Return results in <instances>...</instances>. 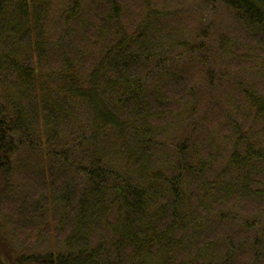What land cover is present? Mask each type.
Instances as JSON below:
<instances>
[{
    "label": "trees",
    "instance_id": "obj_1",
    "mask_svg": "<svg viewBox=\"0 0 264 264\" xmlns=\"http://www.w3.org/2000/svg\"><path fill=\"white\" fill-rule=\"evenodd\" d=\"M90 2L103 1L68 0L52 35L53 0H0V181L21 159L58 166L69 227L67 247L43 253L0 238V264H264V93L241 82V108L222 102L234 75L203 15L229 9L264 38V0H201L196 33L180 39L163 27L179 11L147 4L132 23L105 0L85 66L74 34ZM218 118L231 128L222 147Z\"/></svg>",
    "mask_w": 264,
    "mask_h": 264
},
{
    "label": "rangeland",
    "instance_id": "obj_2",
    "mask_svg": "<svg viewBox=\"0 0 264 264\" xmlns=\"http://www.w3.org/2000/svg\"><path fill=\"white\" fill-rule=\"evenodd\" d=\"M119 1L125 6L127 20L132 23L142 17L147 4L159 11H179L180 13L174 14V18L163 25L164 29L179 39L196 33L203 9L201 0ZM53 2L54 23L50 22L49 31L55 35L56 17L67 6L68 0ZM103 2L86 4V10L82 14L84 25L74 34L79 48L87 50L88 60L85 66L92 65L96 60L99 40L96 46L97 36L94 35L93 26L107 16V3ZM203 15L206 17L205 27L210 26L213 31L216 53L219 48L221 49L216 60L225 72L234 75L231 81L237 86L234 90L231 82L230 86L226 87L222 102L229 108H232L231 104L241 108L242 95L239 89L244 87H240L241 82L249 90L255 88L260 94L264 93V38L259 32L249 30L229 9L220 7L216 11L206 10ZM85 26H91V30L83 37ZM160 41L167 43L169 38L165 35ZM51 65L53 68L57 66L54 63ZM198 71L194 65L186 66L185 79L193 84L197 83L200 77ZM238 121L243 128L244 125H250L251 118L248 119L243 112V115H238ZM213 125L216 131L214 144L222 147L231 136V128L222 118L216 119ZM261 128L260 124L255 126L257 134ZM213 145L206 151L212 152ZM55 168L56 170L50 169L46 173V169L41 165L38 167L33 160L21 159L10 184L6 187L0 181V238H6L19 251L23 250L27 254L43 253L55 247L59 249L67 247L65 240L69 227L67 224L62 225L63 205L57 201L63 187V179L60 180L59 177L63 176L65 171L61 172L58 166Z\"/></svg>",
    "mask_w": 264,
    "mask_h": 264
}]
</instances>
